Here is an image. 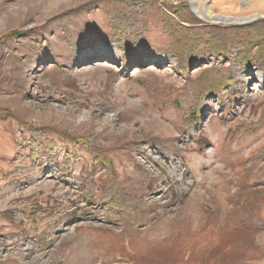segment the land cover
<instances>
[{"label": "rangeland", "instance_id": "obj_1", "mask_svg": "<svg viewBox=\"0 0 264 264\" xmlns=\"http://www.w3.org/2000/svg\"><path fill=\"white\" fill-rule=\"evenodd\" d=\"M196 1L261 17L206 23L191 0H0V264H264L257 48L243 31L227 58L179 57L168 37L210 26L224 42L264 26V0ZM111 184L128 212L108 206Z\"/></svg>", "mask_w": 264, "mask_h": 264}, {"label": "trees", "instance_id": "obj_2", "mask_svg": "<svg viewBox=\"0 0 264 264\" xmlns=\"http://www.w3.org/2000/svg\"><path fill=\"white\" fill-rule=\"evenodd\" d=\"M196 24V23H195ZM247 32V39L250 42L249 47L255 46L257 48L256 55L257 60L255 62L258 69H261L264 73V26L261 23H252L249 26L243 28H233L228 31H223L222 36H224L225 41H219L216 33V29L210 26H204L203 29H197V27H189L185 28L182 25H177L168 30V37L170 38V48L173 54L182 57L180 53H187L188 58H194L198 55V51L200 48H204L206 53L213 55H221L224 57H228V48L225 47L226 43H231L230 36L237 37V34L240 32ZM196 32H200L202 34V38L196 35ZM230 34H229V33ZM14 35H16L14 33ZM120 35V33H119ZM239 40L237 39L234 43V46L239 50L240 58L244 59L245 55L243 54V50L239 47L240 44L236 43ZM207 54L202 55L205 57ZM207 90H205L206 92ZM178 92L174 93L177 95ZM174 106H176V110L182 111L181 106L178 102L174 101ZM196 120H197V115ZM262 121L260 123H264V113L262 114ZM194 121H189V124H193ZM157 147L156 145H153ZM109 191L106 193V199L108 202V206L112 207V209L118 212H128L129 204L122 203L120 200L122 199V191L117 188V186H112L108 188ZM105 197V195H104ZM128 199V197H126ZM127 202V201H126ZM135 213L134 215H136ZM134 225V224H133Z\"/></svg>", "mask_w": 264, "mask_h": 264}, {"label": "bare ground", "instance_id": "obj_3", "mask_svg": "<svg viewBox=\"0 0 264 264\" xmlns=\"http://www.w3.org/2000/svg\"><path fill=\"white\" fill-rule=\"evenodd\" d=\"M250 0H240L241 4L243 6H246ZM191 7L193 11L196 13V15L200 18L201 21H209L212 23H221V24H226V25H240V24H245L252 22L256 20V18H260L261 16L259 14H256L252 17H246V18H228V17H221V16H216L212 15L209 11V9L205 6L203 9H200L198 6V3L196 0H191ZM193 12V13H194ZM197 17V18H198Z\"/></svg>", "mask_w": 264, "mask_h": 264}, {"label": "water", "instance_id": "obj_4", "mask_svg": "<svg viewBox=\"0 0 264 264\" xmlns=\"http://www.w3.org/2000/svg\"><path fill=\"white\" fill-rule=\"evenodd\" d=\"M190 9L192 10V8H191V6H190ZM192 12H193V10H192ZM249 18V17H248ZM257 19V18H256ZM202 22H204V21H202ZM206 23H212V22H206ZM245 24H247V23H245Z\"/></svg>", "mask_w": 264, "mask_h": 264}]
</instances>
